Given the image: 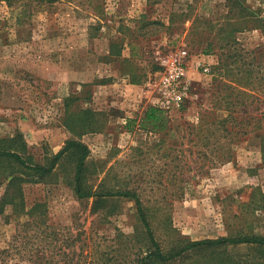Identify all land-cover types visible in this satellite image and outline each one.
<instances>
[{"label": "rangeland", "instance_id": "1", "mask_svg": "<svg viewBox=\"0 0 264 264\" xmlns=\"http://www.w3.org/2000/svg\"><path fill=\"white\" fill-rule=\"evenodd\" d=\"M263 29L264 0H0V149L44 165L67 140L83 142V185L135 191L163 248L264 237V81L243 85L244 65L239 72L226 56L235 38L264 64ZM181 48L205 56L211 71L190 63L188 97L161 109L154 129L143 117L157 107L158 58ZM222 62L223 79L214 71ZM237 89L252 102L246 132L232 141L216 122L233 109L222 96ZM74 169L67 152L33 180L0 158V264H121L138 251L134 201L78 199ZM201 256L177 264H206ZM208 256L255 264L260 255L235 247Z\"/></svg>", "mask_w": 264, "mask_h": 264}, {"label": "trees", "instance_id": "2", "mask_svg": "<svg viewBox=\"0 0 264 264\" xmlns=\"http://www.w3.org/2000/svg\"><path fill=\"white\" fill-rule=\"evenodd\" d=\"M253 17V16H252ZM264 32V29H263ZM232 49L234 52L227 54L226 56H232L233 61H240V66L235 68L240 72L241 66L244 65L242 71L246 73L245 81L243 85H251L252 79H259L260 82L264 81V64L260 62L255 64L252 59L256 56L254 49H245L235 38L231 42ZM229 50V49H228ZM227 50V51H228ZM251 55V59L249 56ZM217 72L218 76L223 79V76H226L230 71L227 64L222 62L221 66L214 70ZM261 71V75L257 76L254 73ZM245 76V75H244ZM262 79V81H261ZM264 85V84H263ZM253 85L251 86V88ZM234 90V87H232ZM251 96L245 90L237 89L232 94L222 96L225 101L230 105L231 109L225 117L219 118L216 122L219 130L226 135H229V138L232 141H238V136L244 134L246 130H243L242 125L247 121L248 117V106L252 101L248 100V97ZM246 119V120H245ZM143 120L152 121L154 129L161 128L162 120H164L163 111L154 106L148 107L144 112ZM217 146V145H216ZM67 152H70L71 155L75 158V169L73 175L74 187L73 191L75 196L78 199H85L90 197H106V196H120L131 198L136 207L137 216L141 225V236L140 244L141 245L135 252L131 253L122 260L121 264H177L187 258H191L193 255H202L206 259V264H238L235 262H220L219 260H214L213 257L208 256L209 254L226 250L228 248L235 247H251L255 250H258L259 261L255 264H264V237L254 236V235H236V236H222L216 238H204L199 240H187L181 241L177 245H173L169 248H163L160 241L156 238L151 223L148 220L145 210L142 205V201L139 195L135 191L130 190H119L115 192H99L86 188L83 185V166L84 161L88 155L89 149L86 144L79 140L70 139L67 140L64 146L54 153L47 164H38L32 162L30 159L22 157L16 151L3 150L0 149V158H7L18 166L21 167V173L30 179H43L46 175L51 173V171L56 166L59 159ZM223 154L220 153L216 155L217 161H222ZM18 179L14 176L13 179ZM10 180V181H11ZM39 204H35L30 209V214H33L37 211ZM33 221L37 224H42V221L34 216ZM28 221L24 222L22 226L29 224ZM24 235H22V238ZM22 240V239H21ZM143 245V246H142ZM51 250L55 247V244L50 245ZM5 252V250H3ZM201 256V257H202ZM216 261V263H212ZM218 261V262H217ZM189 264H201L197 259L194 261L190 260ZM245 264H253V262H245Z\"/></svg>", "mask_w": 264, "mask_h": 264}, {"label": "built area", "instance_id": "3", "mask_svg": "<svg viewBox=\"0 0 264 264\" xmlns=\"http://www.w3.org/2000/svg\"><path fill=\"white\" fill-rule=\"evenodd\" d=\"M158 60L159 68L150 85L156 93L153 103L160 109L178 108L188 97L192 83L188 74L190 63L206 74L211 71L205 56H191L186 48L170 51Z\"/></svg>", "mask_w": 264, "mask_h": 264}, {"label": "crops", "instance_id": "4", "mask_svg": "<svg viewBox=\"0 0 264 264\" xmlns=\"http://www.w3.org/2000/svg\"><path fill=\"white\" fill-rule=\"evenodd\" d=\"M129 85H130V84H129ZM129 85H128V86H129ZM128 86H127V89H130V88H128ZM130 86H132V85H130ZM133 86H134V85H133Z\"/></svg>", "mask_w": 264, "mask_h": 264}]
</instances>
